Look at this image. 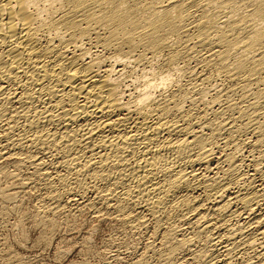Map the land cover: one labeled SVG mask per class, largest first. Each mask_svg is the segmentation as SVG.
Wrapping results in <instances>:
<instances>
[{"label": "bare ground", "instance_id": "obj_1", "mask_svg": "<svg viewBox=\"0 0 264 264\" xmlns=\"http://www.w3.org/2000/svg\"><path fill=\"white\" fill-rule=\"evenodd\" d=\"M87 213L110 264H264V0H0V246Z\"/></svg>", "mask_w": 264, "mask_h": 264}, {"label": "rangeland", "instance_id": "obj_2", "mask_svg": "<svg viewBox=\"0 0 264 264\" xmlns=\"http://www.w3.org/2000/svg\"><path fill=\"white\" fill-rule=\"evenodd\" d=\"M32 199L25 202L26 210L30 211L33 208L34 202ZM32 203V204H31ZM28 205V206H27ZM85 215V216H84ZM76 219L77 226L79 230L75 228V230L69 231L71 229L66 228L67 226L62 225L58 232H56L53 236V239L49 245H43L37 243L35 240L37 238L38 232L37 230H31L30 232V224L28 229L29 237L26 241H21L20 231L13 228V226L8 225L2 228V233L4 234L5 242L8 244H4L0 246V257H4L5 253L12 252L17 253L20 255L21 260L19 262H15L14 264H68L75 260L74 262H79L80 260H85L88 263L92 264H110L113 249H115V245L117 243V235L114 233L115 230L113 229L112 223L106 220H94L90 217V215L84 214ZM87 215V216H86ZM89 217V218H88ZM13 221L14 218H11ZM81 219V221H80ZM84 219V220H83ZM79 220V221H78ZM88 220V221H87ZM78 221V222H77ZM82 222V223H81ZM86 222V223H85ZM90 222V223H89ZM107 222V223H106ZM84 223V224H83ZM105 223V224H104ZM98 224V225H97ZM107 224V225H106ZM111 225V226H110ZM92 226V227H91ZM95 226V227H94ZM110 226V227H109ZM81 227V228H80ZM89 227V228H87ZM96 229H91V228ZM108 227V228H107ZM88 229L90 231H88ZM69 231V232H68ZM94 231V232H93ZM96 231V232H95ZM61 232V233H60ZM79 233V234H78ZM112 233V234H111ZM6 234V235H5ZM89 234V235H88ZM93 234V235H91ZM65 235V236H64ZM82 235V236H81ZM88 235V236H87ZM110 235V236H109ZM116 235V236H114ZM6 236V237H5ZM34 236V237H33ZM58 236V237H57ZM17 237V238H16ZM19 237V238H18ZM64 237V238H63ZM89 237V245L91 246L92 250L90 253H86L83 251V242L81 241ZM91 237V238H90ZM62 238V239H61ZM67 238V240H66ZM70 238V239H69ZM80 238V239H79ZM115 238V239H114ZM20 239V240H19ZM78 239V240H76ZM114 239V240H112ZM34 240V241H33ZM57 240V241H56ZM64 240V241H63ZM70 240V241H69ZM94 240V241H93ZM108 240V241H106ZM79 241V242H78ZM106 241V242H105ZM63 242V243H61ZM113 242V243H112ZM16 243V244H15ZM37 245H35V244ZM81 243V244H80ZM93 245H91V244ZM108 243V244H107ZM70 244V245H69ZM74 244V245H73ZM104 244V245H103ZM10 245V246H9ZM27 245V246H26ZM62 245V246H61ZM68 245V247H67ZM96 245V246H95ZM100 245V246H99ZM113 245V246H112ZM23 246V247H22ZM30 246V247H29ZM43 246H45L43 248ZM61 246V247H60ZM112 246V247H111ZM12 247V248H11ZM64 249H63V248ZM80 247V249H78ZM104 247V248H103ZM107 247V248H106ZM114 247V248H113ZM7 250H6V249ZM60 248V249H59ZM82 248V249H81ZM113 248V249H112ZM59 249V250H58ZM99 249V250H98ZM110 249V250H109ZM10 250V251H9ZM47 250V251H46ZM58 250V251H57ZM80 250V251H79ZM17 251V252H16ZM31 251V252H30ZM59 251H64V255L60 256ZM70 251V252H69ZM82 251V252H81ZM98 253H97V252ZM5 252V253H4ZM21 252V253H20ZM56 252V254H55ZM93 252V253H92ZM96 252V253H95ZM111 252V253H110ZM4 253V255H3ZM59 253V254H58ZM86 255H85V254ZM24 257H23V255ZM46 254V255H45ZM99 254V255H98ZM101 254V255H100ZM3 255V256H2ZM59 255V256H58ZM67 255V256H66ZM83 255V256H82ZM85 255V256H84ZM92 255V256H91ZM109 257H108V256ZM28 256V257H27ZM64 256V258H63ZM87 256V257H86ZM0 258V259H1ZM22 258L25 260H22ZM29 258V259H28ZM31 258V259H30ZM58 258V259H57ZM28 259V260H27ZM106 261H105V260ZM77 260V261H76ZM82 260V261H83ZM22 261V262H20ZM42 261V262H41ZM55 261V262H54ZM59 261V262H58ZM61 261V262H60ZM68 261V262H67ZM31 262V263H30ZM96 262V263H95ZM109 262V263H108Z\"/></svg>", "mask_w": 264, "mask_h": 264}]
</instances>
